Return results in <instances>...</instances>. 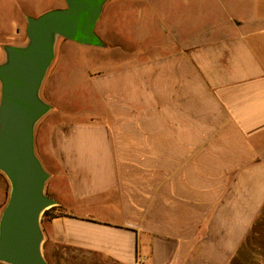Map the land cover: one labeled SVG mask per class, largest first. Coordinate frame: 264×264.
<instances>
[{"label": "crops", "instance_id": "1", "mask_svg": "<svg viewBox=\"0 0 264 264\" xmlns=\"http://www.w3.org/2000/svg\"><path fill=\"white\" fill-rule=\"evenodd\" d=\"M8 8L27 20L66 3L0 0L1 18ZM105 11L160 42L107 64L90 111H52L38 153L55 202L45 260L264 264V0H105Z\"/></svg>", "mask_w": 264, "mask_h": 264}, {"label": "water", "instance_id": "2", "mask_svg": "<svg viewBox=\"0 0 264 264\" xmlns=\"http://www.w3.org/2000/svg\"><path fill=\"white\" fill-rule=\"evenodd\" d=\"M65 9L28 17L24 47H7L0 65V171L11 182L0 220V262L48 264L42 255V214L55 202L44 194L49 174L35 153L34 127L50 111L38 96L57 38L103 47L96 33L105 0H64Z\"/></svg>", "mask_w": 264, "mask_h": 264}, {"label": "rangeland", "instance_id": "3", "mask_svg": "<svg viewBox=\"0 0 264 264\" xmlns=\"http://www.w3.org/2000/svg\"><path fill=\"white\" fill-rule=\"evenodd\" d=\"M210 7L212 8L200 9V12L206 15H209L208 11L211 12L210 17L203 19L205 22H209V18L217 14V8L214 5ZM15 12L8 8L4 17L0 16V65L7 63L5 48L24 47L28 44L27 20L17 18L19 14ZM123 21L122 19L109 20L108 13L105 11L96 27V33L104 43L103 47L83 46L61 37L57 38L54 58L38 92L39 98L50 106V111L41 117L34 127L37 157L38 153H41L40 146L48 124L59 121L57 115L52 112L54 109L56 112H77V109L81 108L90 111L93 109L92 93L95 90L92 82L107 73V64L122 62L130 55L138 56L143 52L142 48L154 47L156 41L160 42V38L154 32L149 35L139 34L137 29L125 26ZM15 22H18V27L14 26ZM52 184L53 180L49 177L45 183V195H50ZM11 189L10 180L0 171V220L9 202ZM43 216L42 214L41 222ZM42 255L45 257L43 245ZM0 264L8 263L0 262Z\"/></svg>", "mask_w": 264, "mask_h": 264}]
</instances>
